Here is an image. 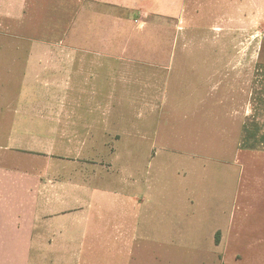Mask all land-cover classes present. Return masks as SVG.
<instances>
[{
  "label": "crops",
  "instance_id": "obj_1",
  "mask_svg": "<svg viewBox=\"0 0 264 264\" xmlns=\"http://www.w3.org/2000/svg\"><path fill=\"white\" fill-rule=\"evenodd\" d=\"M183 1L0 0V34L30 45L24 57H10L23 58V78L0 105V125L11 130L0 150V264H264L263 92L250 90L254 112L229 136L233 159L218 161L216 194L190 199L182 185L164 194L142 169L126 195L120 182L133 174L109 147L119 134L111 117H98L96 95L156 86L146 84L142 65L123 64L142 55L114 54L107 44L93 52L92 39L68 37L82 15L177 14ZM34 82L45 89H31Z\"/></svg>",
  "mask_w": 264,
  "mask_h": 264
},
{
  "label": "rangeland",
  "instance_id": "obj_2",
  "mask_svg": "<svg viewBox=\"0 0 264 264\" xmlns=\"http://www.w3.org/2000/svg\"><path fill=\"white\" fill-rule=\"evenodd\" d=\"M183 2L177 14L129 11L113 13L106 20L98 14L82 15L81 29L68 34L92 39L93 52H103L106 46L101 44H107L108 52L114 54L142 55L135 58L141 61L123 64L142 65L146 84L156 86L144 93L110 96L102 91L96 95L102 106L98 117H111L112 128L119 134L109 147L123 152L117 163L127 162L123 166L133 174L120 182L126 195L136 192L144 169L146 184L159 185L164 194L169 185H182L190 199L212 197L223 183L221 171L217 173L218 161L233 159L229 136H236L242 121L254 112L255 97L249 101L250 90L264 95V77L256 71L264 62V0ZM65 48L59 47V52ZM27 53L30 45L25 41L0 34V105H7L10 87L23 78V58L13 62L10 57ZM128 72L130 82L135 81V71L129 68ZM41 76L51 78L46 72ZM217 85L213 94L211 87ZM30 88L42 90L45 86L34 82ZM1 121H6L4 115ZM10 131V126L0 125V150ZM129 152L134 153L133 158L125 156ZM142 152L154 154L153 159ZM129 176L133 180H127Z\"/></svg>",
  "mask_w": 264,
  "mask_h": 264
},
{
  "label": "trees",
  "instance_id": "obj_3",
  "mask_svg": "<svg viewBox=\"0 0 264 264\" xmlns=\"http://www.w3.org/2000/svg\"><path fill=\"white\" fill-rule=\"evenodd\" d=\"M260 65H259V67H261V68H259V69H263L264 70V62H261V63H259Z\"/></svg>",
  "mask_w": 264,
  "mask_h": 264
}]
</instances>
